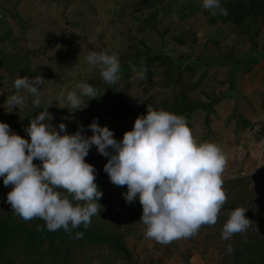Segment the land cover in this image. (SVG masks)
I'll return each mask as SVG.
<instances>
[{
    "label": "rangeland",
    "instance_id": "1",
    "mask_svg": "<svg viewBox=\"0 0 264 264\" xmlns=\"http://www.w3.org/2000/svg\"><path fill=\"white\" fill-rule=\"evenodd\" d=\"M221 6L226 15H213L202 0H0V122L12 131L30 141L24 129L48 108L57 130L64 123L74 134L83 125L91 136L87 126L99 118L120 141L150 105L186 118L197 143H215L228 157L227 200L217 223L161 244L146 238L138 198L126 203L127 186L110 182L103 171L108 158L93 146L85 162L96 169L102 209L77 229L96 239L76 236L60 256H44L45 240L27 251V243L12 239L3 249L7 264H264V0H221ZM90 51L119 55L115 84L104 83L99 67L88 63ZM132 66L146 68L145 78ZM37 75L45 80L40 108L24 93L27 103L7 112L15 79ZM79 82L95 85L98 95L70 112L61 92ZM11 190L0 178V224L38 226L39 218L13 212ZM237 207L247 210L250 226L223 240L228 213Z\"/></svg>",
    "mask_w": 264,
    "mask_h": 264
},
{
    "label": "clouds",
    "instance_id": "2",
    "mask_svg": "<svg viewBox=\"0 0 264 264\" xmlns=\"http://www.w3.org/2000/svg\"><path fill=\"white\" fill-rule=\"evenodd\" d=\"M202 7L213 15L217 11L227 14L221 0H202ZM87 61L99 67L104 83L112 85L120 79L118 54L90 51ZM146 71L139 70V78H145ZM44 81L39 75L15 79L17 92L7 98V112L27 103L24 93L35 97L31 103L39 109ZM97 95L98 88L89 82H79L72 90L61 92L62 100L73 109L70 112L83 109L84 97L91 100ZM47 109L41 110L24 129L30 141L0 122V178L5 187L12 186L7 202L24 220L43 219L49 231L62 228L70 232L81 224L85 228L90 225L91 218L102 209L99 201L103 195L95 183V167L85 162L95 146L99 154L108 158L103 171L110 182L127 186L122 193L126 203L138 198L142 205L140 222L146 226V238L169 244L195 235L202 225L217 223L227 200L223 172L228 157L215 143H197L186 118L149 105L147 114L138 116L133 129L118 141L112 130L99 125V118L87 126L91 136L85 134L83 125L74 134L67 133L64 123L57 130L48 123L53 117ZM34 160H39L40 165ZM246 211L237 207L228 213L223 240L249 228L251 221ZM83 235L79 232L77 238ZM227 252H233L230 244Z\"/></svg>",
    "mask_w": 264,
    "mask_h": 264
},
{
    "label": "trees",
    "instance_id": "3",
    "mask_svg": "<svg viewBox=\"0 0 264 264\" xmlns=\"http://www.w3.org/2000/svg\"><path fill=\"white\" fill-rule=\"evenodd\" d=\"M8 220V219H6ZM4 221L3 224H0V233L3 235H0V263L2 261H6L5 258V252L3 249L7 246V243L10 240H16L19 239V241L27 243V251L31 247V245L36 246V244L39 242L44 245L43 241L45 240L47 244V253L44 256L50 255L52 252H56L55 255L60 256L62 252L68 251V248L70 246V242L72 241V238L77 236V233L83 232L82 229L72 228L70 232H66L64 229H59L56 231H49L46 227V222L43 219L39 218L38 225H33L32 227H28L22 224H15L12 221L9 223L8 221ZM42 226V228H41ZM71 227V226H70ZM4 233H2V232ZM84 235L87 238L90 239H96L95 235L93 233H89L88 231L83 232ZM25 236V237H24ZM26 236H28V240L26 239ZM107 239L106 237L99 236L98 240ZM26 250V248H25ZM40 252V251H39ZM36 261V260H35ZM33 261V262H35ZM5 262V263H6ZM9 263V262H7ZM6 263V264H7Z\"/></svg>",
    "mask_w": 264,
    "mask_h": 264
}]
</instances>
